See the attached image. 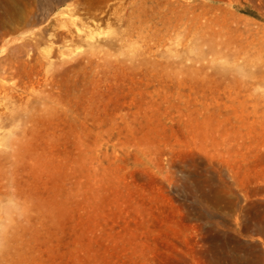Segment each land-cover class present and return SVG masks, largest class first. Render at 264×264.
<instances>
[{
    "label": "rangeland",
    "instance_id": "obj_1",
    "mask_svg": "<svg viewBox=\"0 0 264 264\" xmlns=\"http://www.w3.org/2000/svg\"><path fill=\"white\" fill-rule=\"evenodd\" d=\"M0 264H264V0H0Z\"/></svg>",
    "mask_w": 264,
    "mask_h": 264
}]
</instances>
